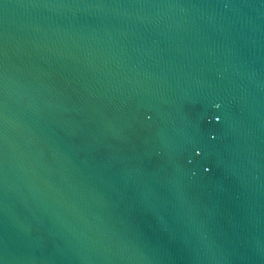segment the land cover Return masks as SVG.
Listing matches in <instances>:
<instances>
[{
    "label": "water",
    "instance_id": "95a60500",
    "mask_svg": "<svg viewBox=\"0 0 264 264\" xmlns=\"http://www.w3.org/2000/svg\"><path fill=\"white\" fill-rule=\"evenodd\" d=\"M0 264H264V0H0Z\"/></svg>",
    "mask_w": 264,
    "mask_h": 264
}]
</instances>
